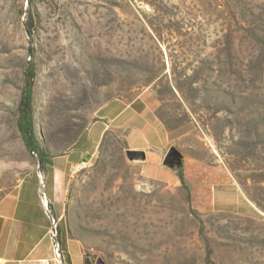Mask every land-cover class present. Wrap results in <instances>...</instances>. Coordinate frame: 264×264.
Instances as JSON below:
<instances>
[{"label": "rangeland", "instance_id": "rangeland-1", "mask_svg": "<svg viewBox=\"0 0 264 264\" xmlns=\"http://www.w3.org/2000/svg\"><path fill=\"white\" fill-rule=\"evenodd\" d=\"M139 96L169 138L130 159L107 131L46 208L43 160ZM33 174L54 264H264V0H0V196Z\"/></svg>", "mask_w": 264, "mask_h": 264}, {"label": "crops", "instance_id": "crops-1", "mask_svg": "<svg viewBox=\"0 0 264 264\" xmlns=\"http://www.w3.org/2000/svg\"><path fill=\"white\" fill-rule=\"evenodd\" d=\"M151 110L144 97L131 101L116 99L102 107L101 115L87 133L85 142L59 156H47L44 176L51 202L60 204L69 183V172L88 156L89 146L99 144L103 135L117 131L127 140L129 149L156 151L169 131L161 122L150 125ZM154 116V115H153ZM152 129V130H151ZM154 135L151 136L150 133ZM38 180L25 177L16 188L0 196V264H54L49 238V221L41 204Z\"/></svg>", "mask_w": 264, "mask_h": 264}, {"label": "trees", "instance_id": "trees-1", "mask_svg": "<svg viewBox=\"0 0 264 264\" xmlns=\"http://www.w3.org/2000/svg\"><path fill=\"white\" fill-rule=\"evenodd\" d=\"M35 79V72L31 69L27 70L26 74V89L23 92L22 99L20 102V122L19 128L26 138L27 143L33 146L34 149L39 150L36 147V139L34 134V115H33V105H32V91ZM35 146V147H34ZM41 153L47 155L46 150ZM182 177V176H181Z\"/></svg>", "mask_w": 264, "mask_h": 264}, {"label": "water", "instance_id": "water-1", "mask_svg": "<svg viewBox=\"0 0 264 264\" xmlns=\"http://www.w3.org/2000/svg\"><path fill=\"white\" fill-rule=\"evenodd\" d=\"M127 155L130 159H145L146 158V152L144 150H136V149H128ZM182 153L174 146L170 147L168 150L165 159L164 164L175 167V166H181L182 164ZM84 264H93L91 258L87 256L84 260ZM96 264H105L101 259H99Z\"/></svg>", "mask_w": 264, "mask_h": 264}, {"label": "built area", "instance_id": "built-area-1", "mask_svg": "<svg viewBox=\"0 0 264 264\" xmlns=\"http://www.w3.org/2000/svg\"><path fill=\"white\" fill-rule=\"evenodd\" d=\"M41 199H42V202H43L44 206L46 208H48L49 199H48V196H47V194L45 192H43L41 194ZM56 253L59 255V249H56Z\"/></svg>", "mask_w": 264, "mask_h": 264}, {"label": "bare ground", "instance_id": "bare-ground-1", "mask_svg": "<svg viewBox=\"0 0 264 264\" xmlns=\"http://www.w3.org/2000/svg\"><path fill=\"white\" fill-rule=\"evenodd\" d=\"M78 168V167H77Z\"/></svg>", "mask_w": 264, "mask_h": 264}]
</instances>
